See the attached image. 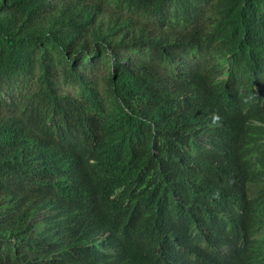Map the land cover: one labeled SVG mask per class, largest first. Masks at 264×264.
<instances>
[{
    "label": "trees",
    "instance_id": "1",
    "mask_svg": "<svg viewBox=\"0 0 264 264\" xmlns=\"http://www.w3.org/2000/svg\"><path fill=\"white\" fill-rule=\"evenodd\" d=\"M204 183L243 190L256 264L264 0H0V264H192Z\"/></svg>",
    "mask_w": 264,
    "mask_h": 264
},
{
    "label": "clouds",
    "instance_id": "2",
    "mask_svg": "<svg viewBox=\"0 0 264 264\" xmlns=\"http://www.w3.org/2000/svg\"><path fill=\"white\" fill-rule=\"evenodd\" d=\"M206 132L208 131L192 132L185 136L186 139L188 135L195 134L201 137ZM204 156L220 167L221 170L217 173L220 185L223 186L222 180L227 177L244 180L245 176L240 163L235 157L228 154H206ZM227 188L233 192V196L228 198L220 195L211 184L204 183L203 185L205 201L213 214L211 219L198 229L208 236L215 237L218 242L211 244L210 238H199V250L191 255L192 264H247L229 243V241L244 237L250 232L246 197L241 188ZM221 225L226 226L231 234L221 230ZM256 256V264L259 259H261V264H264V245L257 250Z\"/></svg>",
    "mask_w": 264,
    "mask_h": 264
},
{
    "label": "bare ground",
    "instance_id": "3",
    "mask_svg": "<svg viewBox=\"0 0 264 264\" xmlns=\"http://www.w3.org/2000/svg\"><path fill=\"white\" fill-rule=\"evenodd\" d=\"M164 4V3H163ZM149 6V5H148ZM174 18V17H173ZM205 236V235H204ZM251 243H254V242H252V241H250ZM254 245V244H253Z\"/></svg>",
    "mask_w": 264,
    "mask_h": 264
}]
</instances>
